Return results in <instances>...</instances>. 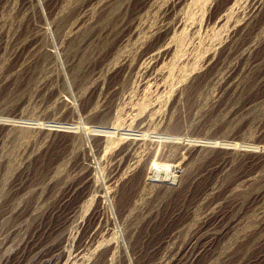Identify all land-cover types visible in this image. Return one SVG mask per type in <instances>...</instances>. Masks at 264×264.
I'll return each mask as SVG.
<instances>
[{"label":"rangeland","instance_id":"374dc122","mask_svg":"<svg viewBox=\"0 0 264 264\" xmlns=\"http://www.w3.org/2000/svg\"><path fill=\"white\" fill-rule=\"evenodd\" d=\"M262 44L264 0H0V264H264Z\"/></svg>","mask_w":264,"mask_h":264},{"label":"bare ground","instance_id":"6f19581e","mask_svg":"<svg viewBox=\"0 0 264 264\" xmlns=\"http://www.w3.org/2000/svg\"><path fill=\"white\" fill-rule=\"evenodd\" d=\"M34 2H35V1H34ZM226 12H227V11H226ZM224 15H225V14H224ZM220 18H222V17L220 16ZM207 27H208V26H207ZM239 31H241V30H239ZM244 32H245V31H244ZM249 33H250V32H249ZM236 34L238 35V33H236ZM242 34H243V33H242ZM234 35H235V32H234ZM239 35H240V34H239ZM239 35H238V36H239ZM232 36H233V35H232ZM235 36H236V35H235ZM245 36H247V35H245ZM245 36H244V37H245ZM244 37L242 36V38H244ZM233 38H234V37H233ZM245 38H246V37H245ZM234 39H235V38H234ZM231 40H232V39H231ZM262 43H263V42H262ZM233 44H234V43H233ZM253 45H254V44H253ZM262 45H264V44H262ZM255 46H257V45H255ZM157 48H158V47H157ZM250 48H251V47H250ZM259 48H260V46H259ZM253 49H254V48H253ZM258 50H260V49H258ZM256 51H257V49H256ZM252 53H253V52H252ZM261 53H262V50H261ZM263 53H264V52H263ZM263 53H262V54H263ZM256 54H257V53H256ZM256 54H253V55H256ZM258 55H259V54H258ZM263 55H264V54H263ZM248 57L250 58V55H249ZM248 57H247V58H248ZM251 57H252V56H251ZM257 57H258V56H257ZM257 57H256V59H257ZM262 57H263V56H262ZM254 58H255V57H254ZM254 58H253V59H254ZM258 58H259V57H258ZM247 60H248V59H247ZM251 60H252V58H251ZM252 61H253V60H252ZM252 61H251V62H252ZM101 66H102V65H101ZM235 66H236V65H235ZM237 66H238V65H237ZM240 66H242V65H239V67H240ZM243 66H244V65H243ZM253 66H254V65H253ZM246 67H247V66H245V68H246ZM249 67H251V66H249ZM255 67H256V66H255ZM236 68H237V67H236ZM242 68H243V67H242ZM263 68H264V67H263ZM92 69H93V68H92ZM194 69H195V68H194ZM237 69H238V68H237ZM251 69H252V67H251ZM231 70H232V69H231ZM197 71H198V70H197ZM238 71H239V69H238ZM263 71H264V70H263ZM99 72H100V71H99ZM123 72H124V71H123ZM156 72H158V71H156ZM231 72H232V71H231ZM152 73H153V72H152ZM236 73H237V72H236ZM112 74H113V73H112ZM120 74H121V73H120ZM233 74H234V73H233ZM230 75H231V74H230ZM150 76H151V75H150ZM231 76H232V75H231ZM261 76H262V75H261ZM152 77H153V76H152ZM160 78H161V77H160ZM156 79H157V78H156ZM148 80H149V79H148ZM146 81H147V80H146ZM153 81H154V80H153ZM160 84H161V83H160ZM102 85H103V84H102ZM187 85H188V84H187ZM110 86H113V85H110ZM163 86H164V85H163ZM156 87H157V86H156ZM102 88H103V87H102ZM108 88H109V87H108ZM111 88H112V87H111ZM114 88H115V87H114ZM117 88H118V87H117ZM109 89H110V88H109ZM112 89H113V88H112ZM115 89H116V88H115ZM191 89H192V88H191ZM118 90H119V89H118ZM154 90H155V89H154ZM139 91H140V90H139ZM115 92H116V91H114V94H113V95H115ZM116 93H117V92H116ZM98 94H99V93H98ZM117 94H118V93H117ZM142 94H143V93H142ZM196 94H197V93H196ZM107 95H108V94H107ZM111 95H112V94H111ZM146 95H147V94H146ZM109 96H110V93H109ZM109 96H108V97H109ZM143 96H144V95H143ZM210 96H211V95H210ZM111 97H112V96H111ZM181 97H182V96H181ZM105 98H106V96H105ZM106 99H107V98H106ZM109 99H110V98H109ZM185 99H186V97H185ZM176 100H177V99H176ZM107 101H108V100H107ZM107 101H106V102H107ZM111 101H112V100H111ZM193 103H194V102H193ZM89 107H90V106H89ZM188 107H189V106H188ZM223 108L225 109V107H223ZM223 108H222V109H223ZM87 109H88V108H87ZM230 109H231V108H230ZM232 109H233V108H232ZM203 110H205V109H203ZM219 110H220V109H219ZM219 110H218V111H219ZM222 111H223V110H222ZM230 111H231V110H230ZM232 111L234 112V110H232ZM232 111H231V112H232ZM206 112H207V111H206ZM215 112H216V111H215ZM215 112H214V113H215ZM224 112H225V110H224ZM224 112H223V113H224ZM130 113H131V112H130ZM197 113H198V112H197ZM214 113H213V114H214ZM221 113H222V112H221ZM227 113H229V112H227ZM215 114H216V113H215ZM219 114H220V111H219ZM219 114H218V115H219ZM225 114H226V113H225ZM231 114H232V113H231ZM237 114H238V112H237ZM196 115H197V114H196ZM232 115H233V114H232ZM234 115H236V113H235ZM234 115H233L232 117H234ZM16 116H17V115H16ZM181 116H182V115H181ZM190 116H191V115H190ZM211 117H212V116H211ZM218 117H219V116H218ZM224 117H225V116H224ZM127 118H128V117H127ZM67 119H68V118H67ZM206 119H207V118H206ZM210 119H212V118H210ZM214 119H215V118H214ZM234 119H236V118H234ZM212 120H213V119H212ZM227 120H228V119H226V121H227ZM205 121H206V120H205ZM210 121H211V120H210ZM213 121H215V120H213ZM217 121H218V120H217ZM44 122H45V121H44ZM68 122H69V121H68ZM88 122H89V121H88ZM192 124H193V123H192ZM8 125H9V124H8ZM46 125H47V124H46ZM46 125H45V126H46ZM94 125H95V124H94ZM188 125H189V124H188ZM139 127H140V126H139ZM141 127H142V126H141ZM194 127H195V126H194ZM40 128H41V127H40ZM70 128H72V127H70ZM207 128H209V127H207ZM89 129H90V128H89ZM91 129H92V128H91ZM198 129H200V128H198ZM218 129H219V128H218ZM52 130H53V129H52ZM55 130H56V129H55ZM222 130H223V129H222ZM224 130H225V129H224ZM134 131H135V130H134ZM136 131H137V130H136ZM139 131H140V130H139ZM200 131H201V130H200ZM202 131H203V129H202ZM245 131H246V130H245ZM245 131H244V132H245ZM258 131H259V130H258ZM55 132H56V131H55ZM137 132H138V131H137ZM141 132L143 133V131H141ZM203 132H204V131H203ZM239 132H240V131H239ZM249 132H250V131H249ZM210 133H211V132H210ZM235 133H236V132H235ZM241 133H242V132H241ZM143 134H144V133H143ZM226 134H227V133H226ZM257 134H258V133H257ZM261 134H262V132H261ZM240 135H241V134H240ZM240 135H239V136H240ZM252 135H253V134H252ZM259 135H260V134H259ZM132 136H133V135H132ZM230 136H231V135H230ZM242 136H243V135H242ZM40 137H41V136H40ZM61 137H62V136H61ZM139 137H140V136H139ZM141 137H142V136H141ZM252 137H253V136H252ZM254 137H255V136H254ZM133 139H134V138H133ZM178 139H179V138H178ZM211 139H212V138H211ZM94 140H95V139H94ZM131 140H132V139H131ZM131 140H130V141H131ZM134 140H135V139H134ZM139 140H140V139H139ZM144 140H145V139H144ZM254 140H255V139H254ZM33 141H34V140H33ZM142 141H143V140H142ZM142 141H141V142H142ZM180 141H181V140H180ZM183 141H184V140H183ZM240 141H241V139H240ZM248 141H249V140H248ZM250 141H251V140H250ZM98 142H99V141H98ZM208 142H209V141H207V143H208ZM187 143H188V142H187ZM187 143H186V144H187ZM226 143H227V142H226ZM252 143H253V142H252ZM256 143H258V142H256ZM179 144H180V143H179ZM191 144H192V143H191ZM214 144H215V143H214ZM180 145H181V144H180ZM204 145H205V144H204ZM204 145H202V146H204ZM206 145H207V144H206ZM206 145H205V146H206ZM209 145H210V144H209ZM216 145H217V144H216ZM92 146H94V145H92ZM133 146H134V145H133ZM181 146H182V145H181ZM197 146H200V145H197ZM211 146H213V145H211ZM222 146H223V145H222ZM47 147H48V146H47ZM57 147H58V146H57ZM99 147H100V144H99ZM124 147H125V146H124ZM136 147H138V145H137ZM188 147H189V146H188ZM188 147H187V148H188ZM192 147H193V146H192ZM208 147H210V146H208ZM231 147H232V146H231ZM256 147H258V146H256ZM256 147H255V148H256ZM31 148H32V147H31ZM92 148H93V147H92ZM100 148H101V147H100ZM120 148H122V147H120ZM130 148H131V147H130ZM194 148H195V147H194ZM194 148H192L191 150H193ZM224 148H225V147H224ZM229 148H230V146H229ZM262 148H263V147H262ZM58 149H59V148H58ZM63 149H64V148H63ZM178 149H179V148H178ZM184 149H185V148H184ZM189 149H190V148H189ZM225 149H227V150H225V151L229 152L227 147H226ZM125 150H126V149H125ZM198 150H200V149H198ZM219 150H220V148H219ZM222 150H223V148H222ZM222 150H221V151H222ZM237 150H238V149H237ZM176 151H177V150H176ZM221 151H220V152H221ZM230 151H231V150H230ZM234 151H235V149H234ZM240 151H241V150H240ZM26 152H27V151H26ZM113 152H114V151H113ZM131 152H132V151H131ZM178 152H179V150H178ZM183 152H184V151H183ZM193 152H194V151H193ZM232 152H233V151H232ZM232 152H231V153H232ZM235 152H236V151H235ZM251 152H252V151H251ZM254 152H255V151H254ZM258 152H259V151H258ZM51 153H52V152H51ZM123 153H124V152H123ZM125 153H126V152H125ZM128 153H129V152H128ZM132 153H133V152H132ZM194 153H195V152H194ZM263 153H264V152H263ZM126 154H127V153H126ZM180 154H181V153H180ZM184 154H185V153H184ZM219 154H220V153H219ZM224 154H225V153H224ZM224 154H223V155H224ZM259 154H260V153H259ZM96 155H97V154H96ZM127 155H128V154H127ZM130 155H131V154H130ZM130 155H129V156H130ZM186 155H187V154H186ZM214 155H215V154H214ZM225 155H226V154H225ZM225 155H224V156H225ZM250 155H251V154H250ZM94 156H95V155H94ZM246 156H247V154H246ZM258 156H259V155H258ZM258 156H257V157H258ZM180 157H181V156H180ZM217 157H218V155H217ZM239 157H240V156H239ZM247 157H248V156H247ZM257 157H256V158H257ZM262 157H263V156H262ZM88 158H89V157H88ZM124 158H125V156H124ZM133 158H134V155H133ZM149 158H150V157H149ZM210 158H212V157H210ZM218 158H219V157H218ZM221 158H222V157H221ZM224 158L227 159L226 157H224ZM256 158H255V159H256ZM129 159H130V158H129ZM131 159H132V157H131ZM151 159H152V158H151ZM178 159H179V158H178ZM185 159H186V158H185ZM213 159H214V158H213ZM213 159H212V160H213ZM225 159H224V161H226ZM245 159H246V158H245ZM245 159H244V160H245ZM36 160H37V159H36ZM36 160H35V161H36ZM51 160H52V159H51ZM169 160H170V159H169ZM244 160H243V161H244ZM246 160H247V159H246ZM249 160H250V159H249ZM258 160H260V159H258ZM129 161H130V160H129ZM216 161H217V160H216ZM220 161H221V160H220ZM227 161H228V160H227ZM251 161H252V164H253V162H255L256 160H255V161H254V160H251ZM40 162H42V161H40ZM145 162H146V161H145ZM217 162H218V161H217ZM221 162H222V161H221ZM235 162H236V161H235ZM260 162H261V161H260ZM260 162H259V163H260ZM45 163H46V161H45ZM218 163L220 164V162H218ZM224 163H225V162H224ZM224 163H223V165H224ZM227 163H228V162H227ZM227 163H226V164H227ZM242 163H243V162H242ZM125 164H126V163H125ZM146 164H147V163H146ZM219 164H218V165H219ZM223 165H222V166H223ZM250 165H251V164H250ZM76 166H77V165H76ZM253 166H254V165H253ZM256 166H257V165H256ZM256 166H255V167H256ZM21 167H22V166H21ZM244 167H245V166H244ZM26 168H27V167H26ZM226 168H227V167H226ZM227 169H228V168H227ZM234 170H235V169H234ZM245 170H246V169H245ZM18 171H19V169H18ZM123 171H124V170H123ZM199 171L201 172V170H199ZM216 171H217V170H216ZM200 172H199V174H201ZM208 172H209V171H208ZM210 172H211V171H210ZM218 172H219V171H218ZM243 172H244V171H243ZM248 172H249V171H248ZM25 173H26V172H25ZM197 173H198V172H197ZM205 174H206V173H205ZM207 174H208V173H207ZM217 174H219V173H217ZM243 174H244V173H243ZM245 174L247 175V172H246ZM256 174H257V173H256ZM93 175H94V174H93ZM93 175H92V176H93ZM109 175H110V174H109ZM195 175H196V174H195ZM249 175H250V174H249ZM39 176H40V175H39ZM84 176H85V175H84ZM214 176H215V174H214ZM247 176H248V175H247ZM20 177H21V176H20ZM112 177H114V176H112ZM196 177H197V175H196ZM205 177H206V176H205ZM243 177H244V176H243ZM18 178H19V177H18ZM21 178H22V177H21ZM78 178H79V177H78ZM193 178H194V177H193ZM200 178H201V177H200ZM208 178H209V177H208ZM238 178H239V177H238ZM240 178H241V177H240ZM22 179H25V178H22ZM80 179H82V178L80 177ZM84 179H85V178H84ZM111 179H112V178H111ZM116 179H117V177H116ZM194 179H195V178H194ZM201 179H202V178H201ZM201 179H200V180H201ZM204 179H205V178H204ZM213 179H216V177L212 178L211 180H213ZM254 179H255V178H254ZM261 179H263V178H261ZM82 180H83V179H82ZM87 180H88V179H87ZM87 180H86V181H87ZM196 180H198V179H196ZM200 180H199V181H200ZM230 180H231V179H230ZM46 181H47V180H46ZM75 181H76V180H75ZM199 181H198V182H199ZM206 181H207V180H206ZM248 181H249V180H248ZM111 182H112V181H111ZM191 182H192V181H190V183H191ZM200 182H201V181H200ZM241 182H242V181H241ZM15 183H17V182H15ZM33 183H34V182H33ZM48 183H49V182H48ZM78 183H80V182H78ZM78 183H77V186H78ZM195 183H196V182H195ZM213 183H214V182H213ZM235 183H236V182H235ZM19 184H20V182H19ZM85 184H86V183H85ZM85 184H83V185H85ZM88 184H89V183H88ZM191 184H193V183H191ZM197 184H198V183H197ZM116 185H117V184H116ZM171 185H172V184H171ZM204 185H205V183H204ZM69 186H70V185H69ZM75 186H76V185H75ZM85 186H86V185H85ZM85 186H84V188H85ZM188 186H189V185H188ZM196 186H197V185H196ZM207 186H208V184H207ZM210 186H211V185H210ZM210 186H209V187H210ZM55 187H56V186H55ZM80 187H81V186H80ZM185 187H186V186H185ZM203 187H204V186H203ZM216 187H217V186H216ZM78 188H79V187H78ZM82 188H83V187H82ZM188 188H189V187H188ZM192 188H194V187H192ZM196 188H197V187H196ZM200 188H201V187H200ZM212 188H213V186H212ZM226 188H227V187H225L224 189H226ZM86 189H88V187H87ZM158 189H159V188H158ZM220 189H221V188H220ZM222 189H223V188H222ZM80 190H81V189H80ZM80 190H78L77 192H79ZM111 190H112V189H111ZM190 190H192V189H190ZM197 190H198V189H197ZM203 190H204V188H203ZM208 190H209V189H207V191H208ZM228 190H229V189H228ZM193 191H194V190H193ZM195 191H196V190H195ZM207 191H206V192H207ZM216 191H217V190H216ZM224 191H225V190H224ZM81 192H83V191H81ZM84 192H85V190H84ZM188 192H189V191H188ZM210 192H211V190H210ZM103 193H106V195H107V193H108L107 189H105V191H103ZM195 193H196V192H195ZM218 193H219V192H218ZM221 193H222V191H221ZM224 193H225V192H224ZM72 194H73V193H72ZM77 194H78V193H77ZM84 194H85V193H84ZM130 194H131V193H130ZM196 194H197V193H196ZM200 194H202V193H200ZM200 194H199V196H200ZM204 194H206V193L204 192ZM222 194H223V193H222ZM222 194H221V195H222ZM33 195H34V194H33ZM69 195H70V194H69ZM192 195L194 196V194H192ZM215 195H216V194H215ZM226 195H227V194H226ZM254 195H256V194H254ZM82 196H83V194H82ZM182 196H183V195H182ZM184 196H185V195H184ZM187 196H188V195H187ZM223 196H224V195H223ZM63 197H64V196H63ZM63 197H62V198H63ZM74 197H75V196H74ZM203 197H204V196H203ZM210 197H211V195H210ZM221 197H222V196H220V198H221ZM223 198H226V197H222V200H225V199H223ZM257 198H258V197H257ZM79 199H80V198H79ZM188 199H189V198H188ZM67 200H68V199H67ZM180 200H182V199H180ZM193 200H194V199H193ZM8 201H9V200H8ZM72 201H73V200H72V198H71V202H72ZM198 201H199V199H198ZM231 201H232V199H231ZM236 201H237V200H236ZM255 201H256V200H255ZM66 202H67V201H66ZM71 202H70V203H71ZM79 202H80V201H79ZM191 202H192V201H191ZM228 202H230V200H229ZM59 203H60V201H59ZM131 203H132V202H131ZM184 203H185V202H184ZM189 203H190V202H189ZM192 203H193V202H192ZM209 203H210V202H209ZM225 203H226V202H225ZM234 203H235V201H234L231 205H233ZM243 203H244V202H243ZM250 203H251V202H250ZM253 203H254V202H253ZM31 204H33V203H31ZM74 204H75V203H74ZM195 204H196V203H195ZM195 204H194V205H195ZM211 204H214V203H211ZM216 204H218V202H217ZM227 204H228V203H227ZM227 204H225V205H227ZM68 205H69V204H68ZM70 205H71V204H70ZM103 205H104V204H103ZM103 205H102V206H103ZM186 205H187V203H186ZM225 205H224V206H225ZM228 205H230V204H228ZM228 205H227V207H226L227 209H228ZM231 205H230V206H231ZM249 205H250V204H249ZM6 206H7V205H6ZM65 206H66V204H65ZM188 206H189V205H188ZM188 206H187V207H188ZM192 206H193V205H192ZM192 206H191V207H192ZM212 206H213V205H212ZM218 206H219V205H218ZM236 206H237V205H236ZM3 207H4V206H3ZM27 207H28V206H27ZM72 207H74V206H72ZM72 207H71V208H72ZM159 207H160V206H159ZM187 207L185 206V208H187ZM210 207H211V206H210ZM214 207H215V206H214ZM231 207H232V206H231ZM252 207H253V206H252ZM252 207H251V208H252ZM25 208H26V206H25ZM25 208H24V209H25ZM179 208H180V207H179ZM188 208H189V207H188ZM234 208H237V207H234ZM73 209H75V208H73ZM174 209H175V208H174ZM227 209H226V211H227ZM25 210H26V209H25ZM31 210H32V209H31ZM61 210H62V208H61ZM176 210H177V208H176ZM220 210H221V209H220ZM51 211H52V210H51ZM53 211H55V209H54ZM59 211H60V210H59ZM66 211H67V210H66ZM72 211H73V210H72ZM75 211H76V210H75ZM216 211H217V210H216ZM216 211H215V213H216ZM230 211H231V209H230ZM232 211H234V209H233ZM67 212H69V211H67ZM200 212H201V211H200ZM209 212H210V211H209ZM217 212H218V211H217ZM221 212H222V211H221ZM245 212H246V211H245ZM36 213H37V212H36ZM57 213H58V212H57ZM69 213H70V212H69ZM69 213H68V214H69ZM71 213H72V212H71ZM237 213H238V212H237ZM20 214H21V213H20ZM183 214H184V212H183ZM244 214H245V213H244ZM18 215H19V214H18ZM18 215H17V216H18ZM53 215H54V214H53ZM56 215H57V214H56ZM59 215H60V214H59ZM184 215H185V214H184ZM199 215H200V214H199ZM204 215H205V214H204ZM212 215H213V214H212ZM223 215H224V213H223ZM241 215H242V214H241ZM123 216H124V215H123ZM170 216H172V215H170ZM186 216H187V215H186ZM210 216H211V214H210ZM229 216H230V215H229ZM65 217H66V216H65ZM65 217H64V218H65ZM128 217H129V216H128ZM168 217H169V216H168ZM175 217H176V216H175ZM193 217H194V216H193ZM214 217H215V216H214ZM222 217H223V216H222ZM50 218H51V217H50ZM94 218H95V217H94ZM160 218H161V217H160ZM224 218H225V217H224ZM229 218H230V217H229ZM240 218H241V217H240ZM21 219H22V218H21ZM126 219H127V218H126ZM178 219H179V218H178ZM178 219H174V220H178ZM214 219H215V218H214ZM227 219H228V215H227ZM236 219H237V218H236ZM38 220H39V219H38ZM107 220H108V219H107ZM183 220H184V219H183ZM199 220H200V219H199ZM207 220H208V219H207ZM228 220H229V219H228ZM93 221H94V220H93ZM168 221H169V220H168ZM220 221H223V220L221 219ZM225 221H226V219H225ZM225 221H224V223H225ZM102 222H103V221H102ZM170 222H172V220L169 221V223H170ZM203 222H205V221H203ZM203 222H202V223H203ZM226 222H227V221H226ZM40 223H41V222H40ZM103 223H104V222H103ZM151 223H152V222H151ZM21 224H22V223H21ZM38 224H39V223H38ZM42 224H43V223H42ZM44 224H45V223H44ZM44 224H43V225H44ZM160 224H161V223H160ZM172 224H173V222H172ZM175 224H176V222H175ZM180 224H181V223H180ZM205 224H207V223H205ZM208 224H209V223H208ZM211 224H212V223H211ZM211 224H210V225H211ZM227 224H228V222H227ZM227 224H226V225H227ZM232 224H233V223H232ZM47 225H49V224H47ZM65 225H66V224H65ZM93 225H94V224H93ZM114 225H115V224H114ZM149 225H150V224H149ZM177 225H178V224H177ZM177 225H176V226H177ZM201 225H202V224H201ZM219 225H220V224H219ZM222 225H223V222H222ZM230 225H231V224H230ZM230 225H229V226H230ZM49 226H50V225H49ZM49 226H48V227H49ZM98 226H99V225H98ZM155 226L157 227V225H155ZM174 226H175V225H174ZM176 226H175V227H176ZM198 226H199V225H198ZM198 226H197V227H198ZM206 226H207V225H206ZM217 226H218V225H217ZM48 227H47V228H48ZM51 227H52V226H51ZM112 227H113V226H112ZM204 227H205V226H204ZM208 227H209V226H207L206 228L208 229ZM225 227H226V226H225ZM19 228H20V227H19ZM53 228H54V227H53ZM59 228H60V227H59ZM200 228H201V227H200ZM206 228H204V230H206ZM216 228H217V227H216ZM153 229H154V228H153ZM175 229H176V228H175ZM195 229H196V227H195ZM197 229H198V228H197ZM213 229H214V228H213ZM24 230H25V229H24ZM35 230H37V229H35ZM35 230H34V231H35ZM179 230H180V229H179ZM210 230H211V229H210ZM34 231H33V232H34ZM40 231H42V230H40ZM226 231H227V230H226ZM28 232H29V231H28ZM43 232H44V231H43ZM173 232H174V230H173ZM207 232H208V231H207ZM18 233H19V232H18ZM37 233H38V232H37ZM39 233H40V232H39ZM108 233H109V232H108ZM203 233H204V232H203ZM19 234H20V233H19ZM34 234H35V233H34ZM41 234L43 235L42 232H41ZM170 234H174V233H170ZM198 234H199V233H198ZM213 234H214V233H213ZM210 235H211V234H210ZM210 235H209V236H210ZM214 235H215V234H214ZM9 236H10V235H9ZM40 236H41V235H40ZM46 236H47V234H46ZM48 236H49V235H48ZM48 236H47V237H48ZM85 236H86V235H85ZM209 236H207V237H209ZM219 236H220V235H219ZM222 236H223V235H222ZM41 237H42V236H41ZM5 238H6V237H5ZM8 238H9V237H8ZM10 238H11V236H10ZM27 238H28V237H27ZM27 238H26V239H27ZM29 238H30V237H29ZM39 238H40V237H39ZM142 238H143V237H142ZM256 238H257V237H256ZM33 239H34V238H33ZM40 239H41V238H40ZM48 239H49V238H48ZM57 239H58V238H57ZM143 239H144V238H143ZM189 239H190V237H189ZM198 239H199V238H198ZM204 239H205V238H204ZM207 239H208V238H207ZM220 239H221V238H220ZM31 240H32V239H31ZM37 240H38V239H36V241H37ZM41 240H42V239H41ZM78 240H79V239H78ZM191 240H192V239H191ZM216 240H217V242H218V239H216ZM3 241H4V240H3ZM199 241H202V240H199ZM208 241H210V240H208ZM220 241H221V240H220ZM30 242H31V241H30ZM167 242H168V241H167ZM190 242H191V241H190ZM214 242H215V241H214ZM22 243H23V242H22ZM34 243H36V242L34 241ZM142 243H143V242H142ZM181 243H182V242H181ZM198 243L200 244V242H198ZM207 243H208V242H207ZM207 243H205V244H207ZM210 243H211V242H209L208 244H210ZM252 243H253V242H252ZM24 244H26V242H25ZM36 244H37V243H36ZM205 244H204V245H205ZM211 244H212V243H211ZM15 245H16V244H15ZM26 245H27V244H26ZM28 245H29V244H28ZM81 245H82V244H81ZM140 245H141V244H140ZM143 245H144V243H143ZM164 245H165V244H164ZM185 245H186V244H185ZM212 245H214V244H212ZM261 245H262V244H261ZM20 246H21V245H20ZM29 246H30V245H29ZM35 246H36V245H35ZM188 246H189V245H188ZM206 246H207V245H206ZM209 246H210V245H209ZM214 246H215V245H214ZM4 247H5V246H4ZM23 247H24V245H23ZM25 247H26V246H25ZM86 247H87V246H86ZM139 247H141V246H139ZM139 247H138V249H139ZM150 247H153V246L151 245ZM150 247H149V248H150ZM186 247H187V246H186ZM199 247H200V245H199ZM215 247H216V246H215ZM6 248H7V247H6ZM28 248H29V247H28ZM38 248H39V247H38ZM38 248H37V249H38ZM160 248H161V247H160ZM21 249H22V248H21ZM34 249H35V248H34ZM81 249H82V248H81ZM135 249H136V248H135ZM156 249H157V248H156ZM161 249H162V248H161ZM176 249H177V248H176ZM179 249H181V248H179ZM196 249H197V247H196ZM199 249H200V248H199ZM27 250H28V249H27ZM153 250L155 251V249H153ZM153 250H152V251H153ZM177 250H178V249H177ZM189 250H190V249H189ZM212 250L214 251V249H212ZM212 250L210 251V253L212 252ZM31 251H32V250H31ZM78 251H79V250H78ZM143 251H144V250H143ZM178 251H179V250H178ZM205 251H206V250H203V252H205ZM33 252H34V251H33ZM35 252H36V251H35ZM137 252H139V251H137ZM157 252H160V250L157 251ZM172 252H173V251H172ZM182 252H184V251H182ZM187 252H188V251H187ZM195 252H198V251H195ZM206 252H207V251H206ZM208 252H209V251H208ZM229 252H230V251H229ZM145 253H146V252H145ZM22 254H23V253H22ZM28 254H29V253H28ZM164 254H165V253H164ZM172 254H173V253H172ZM176 254H177V253H176ZM187 254H188V253H187ZM198 254L200 255V253H198ZM207 254H208V253H207ZM217 254H218V253H217ZM6 255H7V254H6ZM18 255L20 256L19 253H18ZM138 255H139V254H138ZM146 255H147V253H146ZM148 255H149V254H148ZM157 255H159V254H157ZM199 255H198V256H199ZM227 255H228V254H227ZM24 256H25V255H24ZM26 256H27V255H26ZM34 256H35V255H34ZM143 256H145V255H143ZM175 256H176V255H175ZM179 256H181V255H179ZM201 256H202V254H201ZM206 256H207V255H206ZM210 256H211V255H210ZM212 256H213V255H212ZM16 257H17V256H15L14 259H16ZM30 257H31V256H30ZM190 257H191V256H190ZM190 257H189V258H190ZM208 257H209V256H208ZM20 258H21V257H20ZM24 258H25V257H24ZM138 258H139V257H138ZM149 258H151V257H149ZM154 258H155V256H154ZM154 258H153V259H154ZM162 258H163V257H162ZM172 258H173V257H172ZM174 258H175V257H174ZM180 258H181V257H180ZM184 258H185V257H184ZM192 258H193V257H192ZM2 259H3V258H2ZM25 259H26V258H25ZM146 259H147V258H146ZM146 259H145V260H146ZM165 259H166V258H165ZM170 259H171V257H170ZM177 259H178V258H177ZM193 259H194V258H193ZM232 259H233V258H232ZM40 260H41V259H40ZM150 260H151V259H150ZM181 260H182V259H181ZM183 260H184V259H183ZM200 260H201V259H200ZM257 260H258V259H257ZM1 261H2V260H1ZM4 261H5V260H4ZM13 261H14V260H13ZM148 261H149V260H148ZM168 261H169V260H168ZM173 261H174V260H173ZM248 261H250V260H248ZM254 261H255V260H254ZM7 262H8V260H7ZM9 262H10V261H9ZM9 262H8V263H9ZM14 262H15V261H14ZM18 262H19V261H18ZM26 262H27V261H26ZM176 262H177V261H176ZM193 262H194V261H193ZM203 262H204V261H203ZM205 262H206V261H205ZM261 262H262V261H261ZM263 262H264V261H263ZM263 262H262V263H263ZM11 263L13 264L12 261H11ZM122 263H124V262H122ZM140 263H141V262H140ZM180 263H181V262H180ZM180 263H178V264H180ZM191 263H192V262H191ZM207 263H208V262H207ZM37 264H38V263H37ZM56 264H57V263H56ZM164 264H167V263H164Z\"/></svg>","mask_w":264,"mask_h":264}]
</instances>
